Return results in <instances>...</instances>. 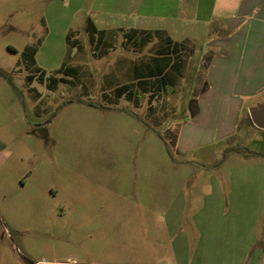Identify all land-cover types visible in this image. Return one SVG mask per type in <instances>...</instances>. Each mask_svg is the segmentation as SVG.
I'll use <instances>...</instances> for the list:
<instances>
[{"label":"rangeland","instance_id":"obj_1","mask_svg":"<svg viewBox=\"0 0 264 264\" xmlns=\"http://www.w3.org/2000/svg\"><path fill=\"white\" fill-rule=\"evenodd\" d=\"M149 5L0 0V264H264V218L227 210L264 193V130L220 144L207 35Z\"/></svg>","mask_w":264,"mask_h":264},{"label":"crops","instance_id":"obj_2","mask_svg":"<svg viewBox=\"0 0 264 264\" xmlns=\"http://www.w3.org/2000/svg\"><path fill=\"white\" fill-rule=\"evenodd\" d=\"M150 3L147 10L151 16L162 13L171 24L168 26V34L176 32L180 36V41H175L177 44L198 41L196 31L207 35L205 52L209 63L206 69V90L198 99L201 107L198 114H203V103H206L205 106H212L216 111L213 112L216 120L224 124L217 137L220 144L224 140H233L235 130L238 129L235 124L239 123L241 114H250L252 107L264 103V0H150ZM181 18H188L190 24L191 20L194 21V25H190V31L184 29L187 22L181 24ZM193 27L195 32L191 31ZM218 108H224V111ZM248 119L254 129H259L252 123L250 115ZM200 145L206 146V143ZM218 149L217 155L227 154L223 152L222 145ZM242 153L236 149L230 152L239 156V163L250 162L251 159ZM253 154L258 159H264V151ZM220 167H225V164L221 163ZM261 171L264 172V168ZM240 176L244 178V174L240 173ZM257 182L261 183L264 192V178ZM249 183L251 182L248 180L234 182L237 187H247ZM210 185L215 190L210 201L209 214L212 215L218 210L216 204L220 203L218 197L222 196L220 193L223 184L214 180ZM245 196L247 195L237 194L234 204L228 206L227 210L242 217L264 218V193L261 196L258 194V198L252 199V203L250 197ZM208 242L213 243L210 236ZM259 260L264 262V251Z\"/></svg>","mask_w":264,"mask_h":264},{"label":"water","instance_id":"obj_3","mask_svg":"<svg viewBox=\"0 0 264 264\" xmlns=\"http://www.w3.org/2000/svg\"><path fill=\"white\" fill-rule=\"evenodd\" d=\"M251 121L255 127L264 130V103H259L257 106L250 109Z\"/></svg>","mask_w":264,"mask_h":264}]
</instances>
